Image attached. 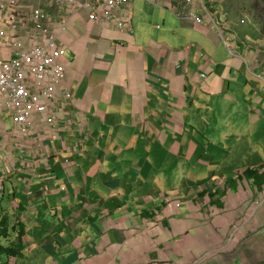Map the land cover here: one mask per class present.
Masks as SVG:
<instances>
[{"label":"crops","instance_id":"1","mask_svg":"<svg viewBox=\"0 0 264 264\" xmlns=\"http://www.w3.org/2000/svg\"><path fill=\"white\" fill-rule=\"evenodd\" d=\"M83 1L43 15L66 51L57 122L22 133L0 101V213L25 247L9 264H264V45L235 14L224 38L180 16L182 0L112 20ZM19 3L23 27L0 23L4 61L14 40L37 44L39 0Z\"/></svg>","mask_w":264,"mask_h":264},{"label":"built area","instance_id":"2","mask_svg":"<svg viewBox=\"0 0 264 264\" xmlns=\"http://www.w3.org/2000/svg\"><path fill=\"white\" fill-rule=\"evenodd\" d=\"M59 5L75 11L87 8L83 0H56ZM100 2L101 6L92 10L91 19L112 20L113 12L131 7L133 0H90L91 4ZM40 5L32 10L31 21L37 44L25 48V45L14 40L17 52L15 56L4 61L0 58V101H5L3 112H9L20 132L26 133L34 116L46 115V122H57V114L50 110L56 102V88L64 79L62 60L66 51L56 46V42L45 26L43 15L50 0H39ZM19 0H0V23H11L13 30L23 27L26 19L18 16ZM181 8L183 16H187L195 23H203L205 18L210 19L209 12L203 0H184ZM119 30H126L130 22L115 23ZM46 35L44 45L38 40Z\"/></svg>","mask_w":264,"mask_h":264},{"label":"rangeland","instance_id":"3","mask_svg":"<svg viewBox=\"0 0 264 264\" xmlns=\"http://www.w3.org/2000/svg\"><path fill=\"white\" fill-rule=\"evenodd\" d=\"M207 4L212 7L215 10L221 9L223 11L222 16H227V23H231V20L229 16H232L235 14V21L237 25L236 31L241 30V32L244 31H250L252 34V38L250 40L252 41H260L262 45H264V37H261L258 39L255 34L257 33L258 29L252 25V21H254L255 16L253 14L260 13L264 15V0H206ZM221 8H220V6ZM230 14H229V13ZM259 14V15H261ZM260 18V17H259ZM264 21V19H263ZM234 27V25L230 24ZM251 28L255 31V34L253 35V32L251 31ZM240 162L236 161L235 166H239ZM5 241L3 242V244Z\"/></svg>","mask_w":264,"mask_h":264},{"label":"trees","instance_id":"4","mask_svg":"<svg viewBox=\"0 0 264 264\" xmlns=\"http://www.w3.org/2000/svg\"><path fill=\"white\" fill-rule=\"evenodd\" d=\"M260 13L253 14L255 16L254 21H252V25L256 27L258 30L257 35H261V37H264V15ZM260 17V18H259ZM251 31L253 32V35L255 34V31L253 28H251ZM241 32V30H240ZM248 33L252 36L251 32L248 31ZM16 221L12 224L10 222V218L7 215H0V255H4L5 257H14L15 259H18V257L24 252L25 247L21 243V237L22 233L19 231V222L18 218L15 219ZM15 236L16 241L11 242L8 245H3L1 243L2 240H7Z\"/></svg>","mask_w":264,"mask_h":264},{"label":"clouds","instance_id":"5","mask_svg":"<svg viewBox=\"0 0 264 264\" xmlns=\"http://www.w3.org/2000/svg\"><path fill=\"white\" fill-rule=\"evenodd\" d=\"M134 1V0H133ZM133 3V2H132ZM181 3H182V7L181 8H183L184 6H185V4H184V0H182L181 1ZM203 3H204V5H205V7L207 8V10H208V12H209V15H210V19L209 18H205L204 19V21H203V23H201V24H199V25H202V24H204L205 23V21L206 20H209L210 21V24H214L213 26H216V28L218 29V32H219V34L221 35V38H224V35L223 34H226L227 35V28H226V26H225V24H227V16L225 15V16H222V14H223V11L221 10V9H218V10H215V9H213L212 7H210L208 4H207V2H206V0H203ZM219 5V4H218ZM220 6V5H219ZM220 8H221V6H220ZM229 13V12H228ZM230 14V13H229ZM180 16H183L182 15V12H180ZM187 17V16H186ZM220 17H223L224 18V23L223 24H219L218 22H217V18H220ZM191 20V19H190ZM192 21V20H191ZM194 22V21H193ZM195 23V22H194ZM196 24H198V23H196ZM170 208H173V209H175V210H177L179 207H180V203L179 202H176V203H171L170 205ZM0 215H2L1 213H0ZM9 218H10V222H11V217L9 216ZM15 219H16V217H15ZM14 222H15V220H14ZM13 222V223H14ZM12 223V224H13ZM13 237V239H14V241L13 242H15L17 239H16V237L15 236H12ZM11 237V238H12ZM11 238L9 239V241H7V240H2L1 241V243L3 244V242L5 241V243L3 244V245H8V244H10L12 241H10L11 240ZM0 259H3V260H6V264H9V262L8 261H10V260H12V261H17L18 259H15L14 257H9V258H7V257H5L4 255H0ZM14 262H12L11 264H13ZM0 264H2L1 262H0Z\"/></svg>","mask_w":264,"mask_h":264}]
</instances>
